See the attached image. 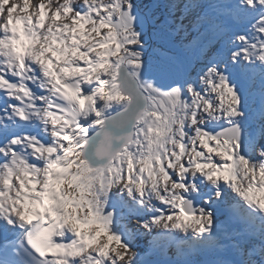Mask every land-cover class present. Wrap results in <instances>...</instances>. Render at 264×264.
Instances as JSON below:
<instances>
[{"label": "snow or ice", "instance_id": "6c2138e0", "mask_svg": "<svg viewBox=\"0 0 264 264\" xmlns=\"http://www.w3.org/2000/svg\"><path fill=\"white\" fill-rule=\"evenodd\" d=\"M0 264H264V0H0Z\"/></svg>", "mask_w": 264, "mask_h": 264}]
</instances>
